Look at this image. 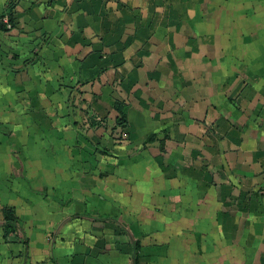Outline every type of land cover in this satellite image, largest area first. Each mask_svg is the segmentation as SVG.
Masks as SVG:
<instances>
[{
  "label": "crops",
  "instance_id": "1",
  "mask_svg": "<svg viewBox=\"0 0 264 264\" xmlns=\"http://www.w3.org/2000/svg\"><path fill=\"white\" fill-rule=\"evenodd\" d=\"M9 2L0 264H264V0Z\"/></svg>",
  "mask_w": 264,
  "mask_h": 264
},
{
  "label": "trees",
  "instance_id": "2",
  "mask_svg": "<svg viewBox=\"0 0 264 264\" xmlns=\"http://www.w3.org/2000/svg\"><path fill=\"white\" fill-rule=\"evenodd\" d=\"M15 3L9 2L6 6L5 11L0 16V29L4 31L11 30L17 26L16 13L14 11ZM8 17V23L4 21V17ZM10 25V26H9ZM119 116L117 118V125L122 127V130L127 133L128 137L133 136L132 129L127 118V107L124 102L118 101L115 105ZM153 136L147 138V142L152 139ZM5 234L15 233L18 230V219L16 211L13 207H7L3 211Z\"/></svg>",
  "mask_w": 264,
  "mask_h": 264
},
{
  "label": "built area",
  "instance_id": "3",
  "mask_svg": "<svg viewBox=\"0 0 264 264\" xmlns=\"http://www.w3.org/2000/svg\"><path fill=\"white\" fill-rule=\"evenodd\" d=\"M4 21L8 23V17L7 16L4 17Z\"/></svg>",
  "mask_w": 264,
  "mask_h": 264
}]
</instances>
